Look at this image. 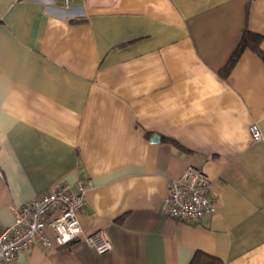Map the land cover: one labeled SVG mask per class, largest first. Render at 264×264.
Here are the masks:
<instances>
[{"label":"crops","instance_id":"0c3cea01","mask_svg":"<svg viewBox=\"0 0 264 264\" xmlns=\"http://www.w3.org/2000/svg\"><path fill=\"white\" fill-rule=\"evenodd\" d=\"M246 27L264 36V0H0V231L81 183L83 230L112 244L33 246L11 264H189L197 250L264 264V62L245 50L219 72ZM187 165L217 203L199 223L165 213Z\"/></svg>","mask_w":264,"mask_h":264},{"label":"built area","instance_id":"2783aa9c","mask_svg":"<svg viewBox=\"0 0 264 264\" xmlns=\"http://www.w3.org/2000/svg\"><path fill=\"white\" fill-rule=\"evenodd\" d=\"M88 0H60L63 7ZM254 141L262 139L256 123L250 126ZM212 183L206 173L187 165L183 173L169 179L165 198V213L169 217L199 223L217 211L212 196ZM88 205L87 188L78 183L75 190L67 183L50 187L39 197L15 209V221L0 231V264H11L18 254L39 246L45 252L71 247L77 240L105 254L112 244L103 230L86 233L79 221V214Z\"/></svg>","mask_w":264,"mask_h":264},{"label":"trees","instance_id":"16d2710c","mask_svg":"<svg viewBox=\"0 0 264 264\" xmlns=\"http://www.w3.org/2000/svg\"><path fill=\"white\" fill-rule=\"evenodd\" d=\"M248 14L249 12L247 11V17ZM263 41V35L254 33L246 27L243 30L241 40L235 51L232 53L225 66L219 71L221 77L227 79L245 50L253 51L264 62ZM189 264H224V261L201 250H197Z\"/></svg>","mask_w":264,"mask_h":264}]
</instances>
